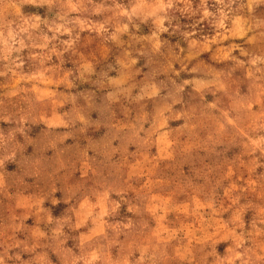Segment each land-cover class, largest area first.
<instances>
[{"label":"clouds","instance_id":"clouds-1","mask_svg":"<svg viewBox=\"0 0 264 264\" xmlns=\"http://www.w3.org/2000/svg\"><path fill=\"white\" fill-rule=\"evenodd\" d=\"M0 264H264V0H0Z\"/></svg>","mask_w":264,"mask_h":264}]
</instances>
